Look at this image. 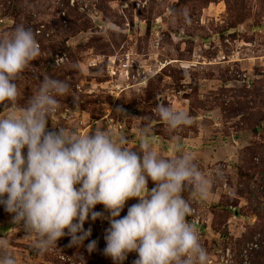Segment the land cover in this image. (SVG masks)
<instances>
[{"label": "rangeland", "instance_id": "rangeland-1", "mask_svg": "<svg viewBox=\"0 0 264 264\" xmlns=\"http://www.w3.org/2000/svg\"><path fill=\"white\" fill-rule=\"evenodd\" d=\"M21 24L35 33L40 55L17 80V110L45 75L65 80L72 94L56 97L60 108L48 123L127 137L125 146L141 157L143 117H151L148 139L159 155L190 153L213 178L207 199L182 193L199 216L208 264H218L225 249L232 264H264V0H0V38ZM158 104L186 112L192 123L169 129L153 114ZM217 169L223 179H215ZM93 210L109 216L102 204ZM13 215L0 204V239L8 241L0 257L7 251L16 264H81L79 256L85 264H114L105 240L88 252L98 233L92 230L83 246L69 247L65 235L38 253L35 234L26 235ZM98 220L89 216L84 229ZM137 258L128 253L122 264Z\"/></svg>", "mask_w": 264, "mask_h": 264}, {"label": "clouds", "instance_id": "clouds-1", "mask_svg": "<svg viewBox=\"0 0 264 264\" xmlns=\"http://www.w3.org/2000/svg\"><path fill=\"white\" fill-rule=\"evenodd\" d=\"M180 14L187 18L188 10ZM39 55L35 33L23 24L0 38V105L12 109L0 119V204L14 214L13 223L22 224L26 235L35 234L32 247L42 254L57 248L65 235L71 237L69 247L83 246L91 236V229L83 227L90 216L92 221L108 219L104 254L114 264H122L131 252L138 253L135 264H208V251L186 219L194 209L182 193L207 199L213 178L201 172L190 153L159 155L148 139L149 116L143 117L148 123L138 145L142 157L132 150L135 146H125L127 137L116 139L99 127L90 135L66 127L47 131L48 120L60 108L56 97L72 94L65 80L45 75L26 106L17 110V80ZM77 99L73 96L74 104ZM153 114L171 130L192 123L186 112L164 104H158ZM149 178L155 183L151 190ZM215 179H223L219 169ZM132 198L139 202L117 219ZM97 204L104 205L109 216L94 211ZM96 243L87 245L89 253ZM7 247L8 241L0 239V249ZM79 260L85 264L82 256ZM0 264H16V259L5 251Z\"/></svg>", "mask_w": 264, "mask_h": 264}, {"label": "built area", "instance_id": "built-area-1", "mask_svg": "<svg viewBox=\"0 0 264 264\" xmlns=\"http://www.w3.org/2000/svg\"><path fill=\"white\" fill-rule=\"evenodd\" d=\"M64 115L62 116V119H64ZM118 128L120 129V126H118ZM59 127L55 126L52 124V122H49L47 123V126H46V130L47 131H58ZM148 180H151L150 178ZM77 188L79 187V185L76 186ZM150 187L151 185L148 184V188L150 190ZM5 198V196H4ZM129 202V203H128ZM138 199L137 198H132V199H129L126 201L125 203V207L124 209L122 210L121 214H120V217H117V219L121 218V217H124L127 215V211H128V208L130 206H132L133 204H136L138 203ZM192 206V205H191ZM193 207V206H192ZM194 209V214L192 216H188L186 217L187 221L189 223H192L194 225V227L196 228V230L199 229V226H200V222H199V216L197 215L196 213V210L195 208L193 207ZM232 212H235V209L234 208H231ZM105 223H109L108 219H104V220H98L94 226H92V232L94 233H97V236L95 238V241L96 242H103L105 240V235H106V224ZM106 241V240H105ZM231 257L229 255V250L228 249H225L224 250V253H221V256L218 260V264H232L231 262Z\"/></svg>", "mask_w": 264, "mask_h": 264}, {"label": "trees", "instance_id": "trees-1", "mask_svg": "<svg viewBox=\"0 0 264 264\" xmlns=\"http://www.w3.org/2000/svg\"><path fill=\"white\" fill-rule=\"evenodd\" d=\"M5 108L2 106V105H0V113L4 110ZM262 249H264V247H262ZM262 251L260 252V253H258V258L259 259H261L262 258Z\"/></svg>", "mask_w": 264, "mask_h": 264}]
</instances>
